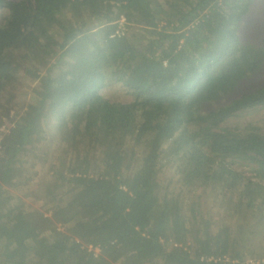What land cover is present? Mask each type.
<instances>
[{
	"label": "trees",
	"instance_id": "trees-1",
	"mask_svg": "<svg viewBox=\"0 0 264 264\" xmlns=\"http://www.w3.org/2000/svg\"><path fill=\"white\" fill-rule=\"evenodd\" d=\"M256 2L0 0V264H264Z\"/></svg>",
	"mask_w": 264,
	"mask_h": 264
},
{
	"label": "rangeland",
	"instance_id": "rangeland-1",
	"mask_svg": "<svg viewBox=\"0 0 264 264\" xmlns=\"http://www.w3.org/2000/svg\"><path fill=\"white\" fill-rule=\"evenodd\" d=\"M240 34L244 40H251L258 44L264 42V0H257L256 4L252 6L250 13L244 20ZM251 78H249V80L245 81L244 83H241L240 88L237 89V93L233 98L238 97L245 92L251 91L253 89L254 82H258L260 85L264 84V72H262V74L257 78ZM101 94L111 101L126 102L129 100L125 90L122 87H119L117 84L107 85V87L101 91ZM226 124L230 127L253 125L261 129V132L264 133V108L241 112L230 118ZM2 130L3 129H1V131ZM234 169L243 173L246 177L253 178V174L249 170V167L244 164L235 165ZM168 177L169 174H165V178L168 179ZM195 193L199 194V191H196ZM247 238V246L249 248L251 247L252 249L254 248L256 250L262 249L264 240L257 238L256 235L248 236Z\"/></svg>",
	"mask_w": 264,
	"mask_h": 264
},
{
	"label": "built area",
	"instance_id": "built-area-1",
	"mask_svg": "<svg viewBox=\"0 0 264 264\" xmlns=\"http://www.w3.org/2000/svg\"><path fill=\"white\" fill-rule=\"evenodd\" d=\"M123 22H124V19H123V18H121V20H120V24H123Z\"/></svg>",
	"mask_w": 264,
	"mask_h": 264
}]
</instances>
